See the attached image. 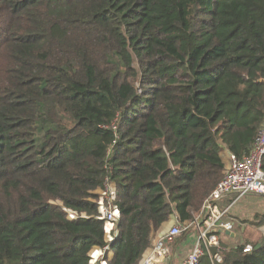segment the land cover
<instances>
[{"label": "trees", "instance_id": "16d2710c", "mask_svg": "<svg viewBox=\"0 0 264 264\" xmlns=\"http://www.w3.org/2000/svg\"><path fill=\"white\" fill-rule=\"evenodd\" d=\"M263 124L264 0H0V264H99L108 183L104 258L139 264ZM219 243L218 264H264V238Z\"/></svg>", "mask_w": 264, "mask_h": 264}, {"label": "built area", "instance_id": "2783aa9c", "mask_svg": "<svg viewBox=\"0 0 264 264\" xmlns=\"http://www.w3.org/2000/svg\"><path fill=\"white\" fill-rule=\"evenodd\" d=\"M263 157L264 124L258 131L256 140L248 154L239 158L232 155L229 156L230 162L224 169L222 179L203 202L199 214L193 218L194 224L192 225V229L195 231V241L191 252L182 264H198L202 255H206L211 264L223 262L219 236L214 231L217 229L231 231L233 223L224 221L228 207L220 209L218 202L229 195L235 196L233 202L252 194L264 196ZM99 191H101V194L99 196L97 217L104 220L105 227H108L115 224L119 215L114 204L115 187L112 183H108L104 190ZM113 230L116 232L115 229ZM184 230H186V227L176 222L165 233H160L158 237L152 239L150 246L146 249L149 250V253L145 255L146 250L144 251L139 264H161L165 260L168 250L164 245L165 239L174 240ZM108 233L110 236L106 240L105 246L100 249L99 257L96 261H99V264H106L104 255L106 252L110 253V245L114 241L113 234L110 231ZM262 238H264V227L262 228ZM251 249L252 246H244L243 251L248 252Z\"/></svg>", "mask_w": 264, "mask_h": 264}, {"label": "rangeland", "instance_id": "374dc122", "mask_svg": "<svg viewBox=\"0 0 264 264\" xmlns=\"http://www.w3.org/2000/svg\"><path fill=\"white\" fill-rule=\"evenodd\" d=\"M229 162L230 158L226 162L227 166L229 165ZM99 194H101V191H99ZM198 214H194L195 217ZM230 214V216L236 221V226L233 229V232H235V238L230 239L227 238L226 234H219L220 242L223 243L224 247L237 246L241 244H244L245 246H252L253 243L262 239L261 229L264 227V196L252 194L242 198L233 205L230 210ZM69 215L72 216L74 213L69 212ZM237 223L239 224L237 225ZM193 224V220L183 223L182 226L186 227V230L176 237L174 242L179 243V241H181L185 236L191 234ZM192 247L193 244L190 242L187 246L179 248L177 250V256L181 259V257H184L191 252L190 250H192ZM171 256L172 248L167 250L165 260H168V262L170 261L172 264H179L180 259L179 261L171 259Z\"/></svg>", "mask_w": 264, "mask_h": 264}, {"label": "crops", "instance_id": "0c3cea01", "mask_svg": "<svg viewBox=\"0 0 264 264\" xmlns=\"http://www.w3.org/2000/svg\"><path fill=\"white\" fill-rule=\"evenodd\" d=\"M220 156H221V159H222V161H223V163H224V165H225V167H226V166H227V163H226V162H227V160L229 159V156H230L229 152H228L227 150H223V151L220 152ZM112 185L114 186L113 183H112ZM114 187H115V186H114ZM98 193H99V191H98ZM232 196H234V195H229V196L223 198L221 201H219V202H218V207H219L220 209H224V208H227V207H228V212H227V214H226V216H225V218H224V221L233 223V229H234V228H235L234 226H235V224H236V221H235L234 218H232V217L230 216V215H231V214H230V210H231V208L233 207V205H234L237 201L241 200L242 198H244V197H246V196H244V197H242V198L236 200L235 202H231V203H229V204H227V205H224L223 207L220 206V204L222 203V201H223L224 199H228L229 197H232ZM248 196H249V195H248ZM234 200H235V196H234ZM176 222H177L176 214H174V215H172V216L170 217V219H169L168 221H166L164 224H162V226L160 227V229L154 234L153 239L156 238V237H158L160 233H165V232L168 230V228H169L172 224H174V223H176ZM238 224H239V223H237V225H238ZM114 227H115V224L110 225V226H108V227H105V239H106V240H107V239L109 238V236H110V234L108 233V231H110V233H111V231L114 229ZM233 229H232L231 231H229L230 234H226V235L229 236L231 239H234V238H235V232H233ZM261 230H262V229H261ZM231 235H234V236L232 237ZM218 236H219V233H218ZM219 238H220V236H219ZM174 239H176V238H174ZM187 241H188V242H187ZM194 241H195L194 231L192 230V231H191V234L185 236L181 241H179V243H175L173 239H172V240H170V239H165V241H164L165 244H164V245H165V247H166L167 249H169V250H170V248H172V256H171V259H176V260L179 261L180 258L177 256V250H178L179 248H181V247L187 246L190 242L193 244ZM219 242H220V239H219ZM100 249H101V248H99V247H94V248H92V250L90 251L91 263H95V262L98 260ZM213 250H214V249H213ZM148 251H149V250H146L145 255H147V254L149 253ZM190 251H191V250H190ZM112 254H113V251H110V253L107 254L108 258L111 257ZM188 254H189V253H188ZM188 254H187V255H188ZM187 255L184 256V257H181L179 264H182V263H183V261L185 260V258L187 257ZM98 262H99V261H98ZM223 262H224V260H223ZM106 264H107V260H106ZM161 264H172V263H170V261L168 262V260H164Z\"/></svg>", "mask_w": 264, "mask_h": 264}, {"label": "water", "instance_id": "95a60500", "mask_svg": "<svg viewBox=\"0 0 264 264\" xmlns=\"http://www.w3.org/2000/svg\"><path fill=\"white\" fill-rule=\"evenodd\" d=\"M214 232L219 233V234H230L229 231L222 230V229H217ZM231 236L233 237L234 235H231Z\"/></svg>", "mask_w": 264, "mask_h": 264}]
</instances>
